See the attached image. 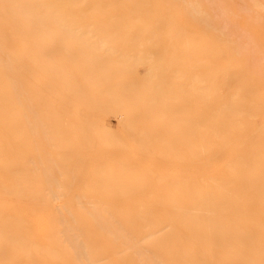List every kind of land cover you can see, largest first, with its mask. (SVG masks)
<instances>
[{
    "label": "bare ground",
    "instance_id": "6f19581e",
    "mask_svg": "<svg viewBox=\"0 0 264 264\" xmlns=\"http://www.w3.org/2000/svg\"><path fill=\"white\" fill-rule=\"evenodd\" d=\"M214 3L200 76L201 0H0V264H264V0Z\"/></svg>",
    "mask_w": 264,
    "mask_h": 264
},
{
    "label": "rangeland",
    "instance_id": "374dc122",
    "mask_svg": "<svg viewBox=\"0 0 264 264\" xmlns=\"http://www.w3.org/2000/svg\"><path fill=\"white\" fill-rule=\"evenodd\" d=\"M202 1V7H203V10H204V14L206 15V20L207 21H209V20H211L212 18L214 19H218V16H217V14H219L218 12L219 11H217V10H219V6H218V4L217 3H214L215 1H217V0H208V3H205L203 0H201ZM210 1V2H209ZM213 1V2H212ZM206 2H207V0H206ZM214 3V4H213ZM209 4V5H208ZM210 5H215V6H210ZM209 6V7H208ZM207 7H208V9H207ZM210 7H212L213 8V10H212V8H210ZM214 7H216V8H214ZM209 8H210V10H209ZM209 10V11H208ZM215 10V11H214ZM211 11H214V12H216V13H214V15H216V17H212V15H213V13L211 12ZM212 13V14H211ZM204 15V16H205ZM209 18V19H208ZM212 20V23H211V25L212 26H214L215 28H216V30L215 29H213V30H211L212 28H214V27H212V28H210L209 29V27H208V29H207V27L206 28H204V29H201L200 31H193L192 32V30H187L186 31V29L184 30V33H186L185 34V37L184 36H181L180 37V35H177V37H179V40H178V43H179V45L182 47V44H183V46L185 45L186 46V48L189 50V52H188V56L190 57V63H191V61H192V64H194V60L195 59H197L198 58V60L200 59V63H201V65L203 64V62H202V58H204L205 59V62H212V65L213 64H215V63H217V60H216V48H217V43H215V42H217V24H216V22H218V20L216 19V20ZM210 30V31H209ZM186 31V32H185ZM216 31V32H215ZM181 32V31H180ZM199 32L201 33V34H199ZM182 33V32H181ZM193 33V34H192ZM198 33V34H197ZM183 34V33H182ZM190 34H192V35H190ZM196 34V35H195ZM203 35V36H202ZM193 36H195V37H193ZM197 36V37H196ZM200 36H202V37H200ZM184 37V38H183ZM187 37V38H186ZM199 37V38H198ZM208 37H209V39L210 40H208ZM181 38H183V39H181ZM189 38H192L190 41L188 40ZM197 38V39H196ZM214 38H216L215 39V41L214 42H212V40H214ZM194 39V40H193ZM199 39H201V40H203L202 42H201V40H199ZM184 42H183V41ZM185 40H187L186 42L188 43H186L185 42ZM199 40V41H198ZM207 40V41H206ZM192 41V42H191ZM197 41V42H196ZM206 41V42H205ZM191 42V43H190ZM200 42V43H199ZM204 42V43H203ZM212 42V43H211ZM186 43V44H185ZM203 43V44H202ZM207 43V44H206ZM215 43V44H214ZM190 44V45H189ZM193 44V45H192ZM196 44V45H195ZM191 45L193 46V47H191ZM195 45V46H194ZM199 45H200V47H201V49H200V47H199ZM207 45V46H206ZM204 46V47H203ZM206 46V47H205ZM197 47V48H196ZM199 47V48H198ZM203 47V48H202ZM191 48H192V50H191ZM207 48H212L211 49V51H209V52H206L205 54L207 55V57L208 58H205L206 57V55H204V54H200V52L201 53H203V49H207ZM196 49V50H195ZM195 50V51H194ZM200 50V51H199ZM181 51V50H180ZM179 51V52H180ZM194 51V52H193ZM196 52V53H195ZM197 52H199V54H197ZM181 54H182V52H180ZM191 53H193V54H191ZM195 53V54H194ZM212 54V55H211ZM196 55L198 56L199 55V57H196ZM192 56H193V58H192ZM212 56H215V57H212ZM210 57V58H209ZM195 58V59H194ZM192 59H194V60H192ZM209 60V61H208ZM175 62V61H174ZM196 63V65L198 64V66L200 67H195V64L194 65H192L191 67L193 68H191L190 66H189V69L191 70V73H195V74H200V76H201V74H203V69H207V67H205V66H203L202 65V67L199 65V63H197V62H195ZM215 65H217V64H215ZM195 68H196V72H194L195 71ZM197 68H198V70L199 71H201V72H197ZM203 68V69H202ZM213 68L215 69L216 67H214L213 66ZM207 70H210V69H207ZM207 70H206V72H205V74L207 73ZM137 71H138V73L141 75L144 71H145V67L144 66H139L138 68H137ZM189 71V70H188ZM190 72V71H189ZM188 72V76H189V73ZM213 72L215 73L216 72V70L214 71L213 70Z\"/></svg>",
    "mask_w": 264,
    "mask_h": 264
}]
</instances>
